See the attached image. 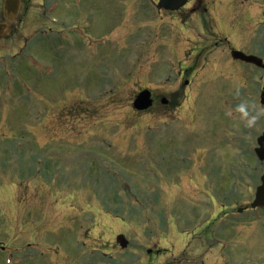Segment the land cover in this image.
<instances>
[{"label": "rangeland", "instance_id": "obj_1", "mask_svg": "<svg viewBox=\"0 0 264 264\" xmlns=\"http://www.w3.org/2000/svg\"><path fill=\"white\" fill-rule=\"evenodd\" d=\"M153 1H80L59 11L57 37L30 42L45 26L31 15L0 40V264H138L155 238L197 230L250 237L233 264H264V210L251 208L264 71ZM243 28L230 39L264 59V20ZM145 88L157 103L140 114Z\"/></svg>", "mask_w": 264, "mask_h": 264}, {"label": "flooded vegetation", "instance_id": "obj_2", "mask_svg": "<svg viewBox=\"0 0 264 264\" xmlns=\"http://www.w3.org/2000/svg\"><path fill=\"white\" fill-rule=\"evenodd\" d=\"M80 1L85 0H10V12L6 7L7 0H0V24L3 25V34L5 37H1L0 40L10 38L16 32L15 22L20 21L22 17L38 16L41 26L39 30L42 37H57L59 35L60 28H62L67 22L58 16L59 11L65 7V13L73 10V7L79 6ZM159 0L153 1L157 4ZM218 0H188L187 5L178 12L163 11L167 14H182L184 11L189 13V16H199L200 24L203 33L211 28H216L218 35L223 37L225 43L228 46V56L231 55L233 50L242 51L239 47L235 46V43L230 39L234 36L233 33H246L243 28L244 25H256L263 23L264 20V0H225V4L228 8L220 10L218 8ZM247 4V9L238 11L237 6ZM38 6V7H37ZM37 13L34 15L33 13ZM18 10L15 16V11ZM229 11V12H228ZM240 17L248 23H240ZM24 19V18H23ZM179 21H183L179 19ZM186 20L184 24H187ZM254 21V22H253ZM253 22V23H252ZM252 23V24H251ZM18 28V27H17ZM262 31V30H261ZM264 32V30H263ZM216 44V45H215ZM214 47H219L220 44L215 43ZM247 55H253L261 58L257 54H251L244 52ZM1 57V56H0ZM231 57H228L230 59ZM263 61L264 59L261 58ZM232 62H239L246 65L243 62L230 59ZM253 66V65H250ZM187 69L181 72V78L184 76H191L192 73ZM153 91V90H152ZM154 98V106L157 103V97L154 91L152 92ZM172 104V100L165 106ZM154 108V107H153ZM150 111V110H149ZM147 111V112H149ZM146 112V113H147ZM145 113V112H144ZM246 210H248L246 208ZM173 228H178L174 226ZM199 230L208 234L206 227H199ZM218 230V229H217ZM198 231V230H197ZM197 231L177 233L175 236L170 233L166 237L155 238L152 243V247L147 250L142 258H139L138 264H233L234 257L238 255L242 246L246 241L250 242L251 238H243L242 236H229L221 237H193ZM176 232V229L173 230ZM233 232H235L233 230ZM211 233V232H210ZM209 236V237H208ZM190 240H200V244L196 248H192ZM198 244V243H197ZM208 257H214V260ZM216 259V260H215Z\"/></svg>", "mask_w": 264, "mask_h": 264}, {"label": "water", "instance_id": "obj_3", "mask_svg": "<svg viewBox=\"0 0 264 264\" xmlns=\"http://www.w3.org/2000/svg\"><path fill=\"white\" fill-rule=\"evenodd\" d=\"M188 0H159L158 7L159 9H163L166 11H178L181 8H183L187 4ZM10 0H7L6 7L7 10L10 12ZM18 10L15 11V16L17 15ZM3 25H0V36L3 34L2 29ZM4 31V30H3ZM232 57L235 60L242 61L247 64H253L257 66L258 68L264 69V63L260 58H257L255 56H248L240 51H233ZM189 82H186L185 85H188ZM162 104H167L168 101L166 99H162ZM153 98H152V92L148 89L140 92L137 97L135 98L133 102V108L136 111L144 112L148 111L153 107ZM261 104L264 105V92L261 96ZM258 148L255 150L258 158L260 161H264V134L258 139ZM261 186H259L256 190L255 199L252 204L253 209H264V176L261 178ZM118 244L121 246V248L125 249L128 247L129 242L125 238V236H119L117 238Z\"/></svg>", "mask_w": 264, "mask_h": 264}, {"label": "trees", "instance_id": "obj_4", "mask_svg": "<svg viewBox=\"0 0 264 264\" xmlns=\"http://www.w3.org/2000/svg\"><path fill=\"white\" fill-rule=\"evenodd\" d=\"M176 103H177L176 100H173L172 104L174 105V104H176Z\"/></svg>", "mask_w": 264, "mask_h": 264}]
</instances>
